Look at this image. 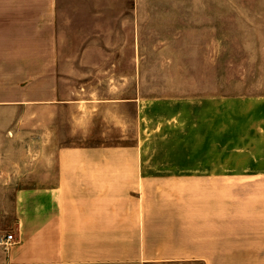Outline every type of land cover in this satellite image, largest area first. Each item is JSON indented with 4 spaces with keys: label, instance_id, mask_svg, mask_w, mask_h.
Instances as JSON below:
<instances>
[{
    "label": "rangeland",
    "instance_id": "1",
    "mask_svg": "<svg viewBox=\"0 0 264 264\" xmlns=\"http://www.w3.org/2000/svg\"><path fill=\"white\" fill-rule=\"evenodd\" d=\"M72 1L57 38L62 144L111 158L110 204L95 207L110 225L83 230L74 264H186L170 263V221L199 198L183 177L231 172L261 117L264 0H149L137 22L72 21ZM14 203L0 197V235Z\"/></svg>",
    "mask_w": 264,
    "mask_h": 264
},
{
    "label": "crops",
    "instance_id": "2",
    "mask_svg": "<svg viewBox=\"0 0 264 264\" xmlns=\"http://www.w3.org/2000/svg\"><path fill=\"white\" fill-rule=\"evenodd\" d=\"M152 3L74 0L70 20L137 22ZM63 7V0H0V197L15 198L16 239L8 253L0 250V264L77 263L83 230L110 225L95 220V207L104 215L110 204L111 158L62 144ZM253 108L261 117L237 149L245 160H233L229 173L183 177L199 182V198L183 206L181 222L170 221V263L264 264V102Z\"/></svg>",
    "mask_w": 264,
    "mask_h": 264
},
{
    "label": "built area",
    "instance_id": "3",
    "mask_svg": "<svg viewBox=\"0 0 264 264\" xmlns=\"http://www.w3.org/2000/svg\"><path fill=\"white\" fill-rule=\"evenodd\" d=\"M15 241L16 239L13 233H4L0 235V250L8 253Z\"/></svg>",
    "mask_w": 264,
    "mask_h": 264
}]
</instances>
